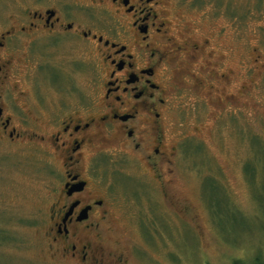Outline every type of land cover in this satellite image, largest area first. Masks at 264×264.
Listing matches in <instances>:
<instances>
[{"label":"flooded vegetation","instance_id":"obj_1","mask_svg":"<svg viewBox=\"0 0 264 264\" xmlns=\"http://www.w3.org/2000/svg\"><path fill=\"white\" fill-rule=\"evenodd\" d=\"M197 3L0 0V131L46 164V237L60 262L125 264L104 236L124 208L118 198H135L124 177L135 157L171 171L174 73L215 88V39L226 27L218 30L207 11L192 20ZM206 68L214 72L204 78ZM77 75L89 93L30 98V90L73 92Z\"/></svg>","mask_w":264,"mask_h":264},{"label":"rangeland","instance_id":"obj_2","mask_svg":"<svg viewBox=\"0 0 264 264\" xmlns=\"http://www.w3.org/2000/svg\"><path fill=\"white\" fill-rule=\"evenodd\" d=\"M197 2L192 20L207 11L218 30L226 27L215 39L218 79L210 90L174 73L171 171L135 157L124 176L135 198H118L124 208L104 236L125 264H264V0ZM86 83L77 75L73 92L30 90V98L89 93ZM29 148L0 131V230L10 235L0 241V264H65L46 237L51 176Z\"/></svg>","mask_w":264,"mask_h":264},{"label":"trees","instance_id":"obj_3","mask_svg":"<svg viewBox=\"0 0 264 264\" xmlns=\"http://www.w3.org/2000/svg\"><path fill=\"white\" fill-rule=\"evenodd\" d=\"M262 144V143H261ZM256 159V158H255ZM249 166V165H248ZM248 166H247V170H248ZM251 167V166H250ZM250 171V168H249V170H248V172ZM254 171V170H253ZM257 198H258V196H256ZM8 236H10L9 234L8 235H6L5 236V234H3V232H1V230H0V241H5L7 238H8ZM243 263V261L242 260H240V259H237V260H235L234 261V263L233 264H242Z\"/></svg>","mask_w":264,"mask_h":264}]
</instances>
